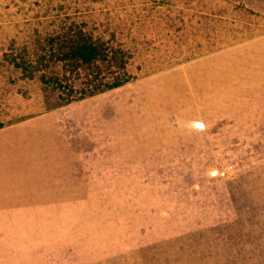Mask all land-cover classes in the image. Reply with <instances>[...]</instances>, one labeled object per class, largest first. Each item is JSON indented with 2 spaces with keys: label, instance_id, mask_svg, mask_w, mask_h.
Segmentation results:
<instances>
[{
  "label": "rangeland",
  "instance_id": "obj_1",
  "mask_svg": "<svg viewBox=\"0 0 264 264\" xmlns=\"http://www.w3.org/2000/svg\"><path fill=\"white\" fill-rule=\"evenodd\" d=\"M77 35L133 78L67 103ZM0 264H264V0H0Z\"/></svg>",
  "mask_w": 264,
  "mask_h": 264
},
{
  "label": "trees",
  "instance_id": "obj_2",
  "mask_svg": "<svg viewBox=\"0 0 264 264\" xmlns=\"http://www.w3.org/2000/svg\"><path fill=\"white\" fill-rule=\"evenodd\" d=\"M35 55V53H33ZM64 63L56 75H48L47 71L40 73L43 82L53 81L54 86L62 90H69L70 97L67 103L84 99L88 96L120 87L128 83L133 77L127 69L128 59L119 56L113 47L106 45L100 39L77 35L72 44L63 49ZM16 66L28 69V64L15 61ZM69 70L74 77L63 79L66 75L63 68ZM38 72H32L34 77ZM55 76V77H54Z\"/></svg>",
  "mask_w": 264,
  "mask_h": 264
},
{
  "label": "crops",
  "instance_id": "obj_3",
  "mask_svg": "<svg viewBox=\"0 0 264 264\" xmlns=\"http://www.w3.org/2000/svg\"><path fill=\"white\" fill-rule=\"evenodd\" d=\"M69 123V118L66 115L64 116L61 112H57L44 113L15 125H41L46 130L48 129L47 125H68Z\"/></svg>",
  "mask_w": 264,
  "mask_h": 264
}]
</instances>
